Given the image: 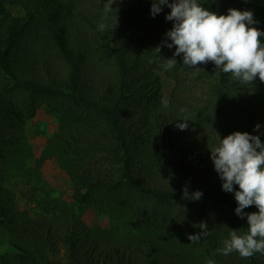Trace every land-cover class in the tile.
I'll return each mask as SVG.
<instances>
[{"label":"trees","instance_id":"1","mask_svg":"<svg viewBox=\"0 0 264 264\" xmlns=\"http://www.w3.org/2000/svg\"><path fill=\"white\" fill-rule=\"evenodd\" d=\"M107 2L0 0V264H264V254L218 251L248 225L210 152L237 131L264 142V82L242 86L212 62L184 65L183 54L166 70L171 9L153 17L152 0H115L100 31ZM197 2L218 15L252 11L264 31V0ZM42 105L59 121L52 140L72 203L40 175L42 160L27 163V125ZM9 172L24 189L6 186ZM89 210L109 225L89 226ZM201 223L207 235L192 242Z\"/></svg>","mask_w":264,"mask_h":264},{"label":"clouds","instance_id":"2","mask_svg":"<svg viewBox=\"0 0 264 264\" xmlns=\"http://www.w3.org/2000/svg\"><path fill=\"white\" fill-rule=\"evenodd\" d=\"M114 2L108 0L105 4V16L98 25L100 31L109 27L103 21L108 19L107 14L113 9ZM162 6L171 9L166 20L174 22L164 41L169 49L175 46L173 58L165 59L166 70L172 69L177 63L175 57L183 54L184 65L195 68L212 62L219 71L230 73L232 81L242 86L253 84L257 77L264 82V42L260 39L264 31L251 26L257 23L252 11L231 8L227 15H218L201 6L197 0H152L153 17L163 11ZM117 26L116 16L112 30ZM156 50L160 52L159 47ZM162 104L168 106L166 98ZM180 120L184 123L176 126L186 130L189 117ZM259 128L257 124L254 131ZM210 152L215 170L223 182V191L234 193L238 204L235 213L241 219L247 217L248 225V232L242 236L232 230L230 239L225 240L224 247L218 251L225 256L237 252L242 258L264 254V142L259 135L237 131L220 139L219 146ZM185 195L188 196L187 188ZM202 195L198 190L190 199L199 200ZM253 205L258 212L244 211ZM200 228L202 232L189 235L188 239L198 242L206 236L207 224L201 223ZM207 264H214V261L210 259Z\"/></svg>","mask_w":264,"mask_h":264},{"label":"rangeland","instance_id":"3","mask_svg":"<svg viewBox=\"0 0 264 264\" xmlns=\"http://www.w3.org/2000/svg\"><path fill=\"white\" fill-rule=\"evenodd\" d=\"M14 12L16 11L14 10ZM169 83L165 78L163 79V93L166 96H169L171 91ZM27 128V146L30 147L33 155L32 159H27V163L29 162L30 166H34L35 164L39 166L38 162L42 160L43 162L39 167L40 175L46 180L48 185L55 188L63 200L72 203L70 178L59 162V160L63 159V150L59 143L52 140V136L59 129L58 118L54 114L49 113L45 105H42L37 110L35 118L28 123ZM69 163L71 162L69 161ZM13 173H8L6 186L10 190L12 187L15 191L24 189L25 183L18 178H14ZM84 216L89 226L107 227L109 225L108 216L99 219L92 210L87 211ZM173 236V239L177 241L182 239L179 235L173 234ZM6 240V237H3L0 232V253H3L5 250Z\"/></svg>","mask_w":264,"mask_h":264}]
</instances>
